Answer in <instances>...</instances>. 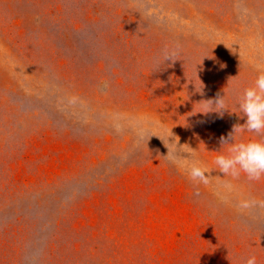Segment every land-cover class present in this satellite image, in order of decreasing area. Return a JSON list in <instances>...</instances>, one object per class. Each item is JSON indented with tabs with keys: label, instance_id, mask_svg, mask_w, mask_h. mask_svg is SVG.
Masks as SVG:
<instances>
[{
	"label": "rangeland",
	"instance_id": "1",
	"mask_svg": "<svg viewBox=\"0 0 264 264\" xmlns=\"http://www.w3.org/2000/svg\"><path fill=\"white\" fill-rule=\"evenodd\" d=\"M259 71L264 0H0V264H264V177L166 156L213 168Z\"/></svg>",
	"mask_w": 264,
	"mask_h": 264
},
{
	"label": "clouds",
	"instance_id": "2",
	"mask_svg": "<svg viewBox=\"0 0 264 264\" xmlns=\"http://www.w3.org/2000/svg\"><path fill=\"white\" fill-rule=\"evenodd\" d=\"M204 102L202 109L196 112L204 114L215 112L222 116L224 111H231L226 92L218 96L215 101ZM235 104L240 115L246 117L245 122L242 125H235L227 137H221L222 148L217 151L213 168L202 164L196 153L187 152L183 145L178 146V141L175 139L172 142L176 144V148L173 150L167 148L166 156L169 161L183 167L190 180L207 184L209 175L206 173L213 169H218L224 176L233 178L239 177L241 173L250 180H260L264 177V71H259L253 85L243 89V92L236 97ZM245 133L255 135L245 138ZM182 153H189V156L193 157L192 161L178 159L185 157L181 155ZM254 203L247 199L240 200L237 209L243 211L252 207ZM245 264H257L256 256H248Z\"/></svg>",
	"mask_w": 264,
	"mask_h": 264
}]
</instances>
